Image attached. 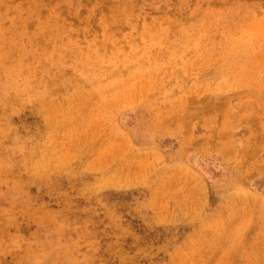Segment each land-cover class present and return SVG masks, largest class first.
Here are the masks:
<instances>
[{
  "label": "rangeland",
  "instance_id": "374dc122",
  "mask_svg": "<svg viewBox=\"0 0 264 264\" xmlns=\"http://www.w3.org/2000/svg\"><path fill=\"white\" fill-rule=\"evenodd\" d=\"M0 264H264V0H0Z\"/></svg>",
  "mask_w": 264,
  "mask_h": 264
}]
</instances>
